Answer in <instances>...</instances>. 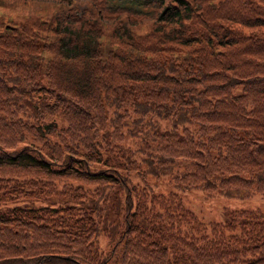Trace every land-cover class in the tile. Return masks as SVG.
Listing matches in <instances>:
<instances>
[{"label": "trees", "instance_id": "16d2710c", "mask_svg": "<svg viewBox=\"0 0 264 264\" xmlns=\"http://www.w3.org/2000/svg\"><path fill=\"white\" fill-rule=\"evenodd\" d=\"M14 1L0 264H264V210L206 223L150 180L264 192V0Z\"/></svg>", "mask_w": 264, "mask_h": 264}, {"label": "rangeland", "instance_id": "374dc122", "mask_svg": "<svg viewBox=\"0 0 264 264\" xmlns=\"http://www.w3.org/2000/svg\"><path fill=\"white\" fill-rule=\"evenodd\" d=\"M36 1V2H34ZM40 0H15L14 11L26 8H37ZM155 192L167 193L170 190L176 191L183 203L191 208L204 222L211 220L222 221L226 217L225 208H260L264 210V192H252L247 196L224 195L218 191L207 192L200 187H178L167 181L165 176L150 178ZM101 244H105V239H101Z\"/></svg>", "mask_w": 264, "mask_h": 264}]
</instances>
